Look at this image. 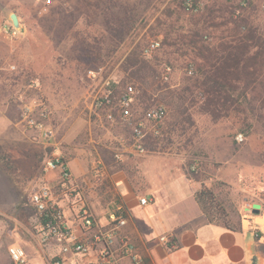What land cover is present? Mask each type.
Returning a JSON list of instances; mask_svg holds the SVG:
<instances>
[{"label":"rangeland","instance_id":"374dc122","mask_svg":"<svg viewBox=\"0 0 264 264\" xmlns=\"http://www.w3.org/2000/svg\"><path fill=\"white\" fill-rule=\"evenodd\" d=\"M191 1L201 6L200 13L183 9L184 0H0V264H14L13 247L24 249L25 264H51L59 250L40 242V214L31 203L45 185L59 194L60 175L46 171L45 162L58 156L68 163L84 151L93 164L100 157L91 139L103 144L129 137L126 127L110 123L106 110L94 103L108 79L133 85L136 79L123 71L125 59L153 40L161 48L144 57L156 78L151 87L134 83V111L162 104L168 116L145 156L161 159L175 178L191 162L193 170L204 165L199 188L201 182L214 186L231 220L242 217L264 241V129L249 113L218 118L203 113L200 60L191 44L197 30L208 43L231 40V12L242 3L237 13L264 34V0ZM12 14L21 29L7 37ZM130 18L133 27L119 41L112 27L119 30ZM166 67L172 69L169 83L160 80ZM26 107L52 135L27 128Z\"/></svg>","mask_w":264,"mask_h":264},{"label":"crops","instance_id":"0c3cea01","mask_svg":"<svg viewBox=\"0 0 264 264\" xmlns=\"http://www.w3.org/2000/svg\"><path fill=\"white\" fill-rule=\"evenodd\" d=\"M91 142L102 160L104 176L92 173L91 157L82 151L79 158L67 163L73 191L67 197L62 192L57 197L68 225L80 239L93 241L96 231L115 227L109 217L122 203L128 209V223L119 233L132 239L145 264H264L262 232L246 225L242 217L235 231L210 223L194 198L198 183L189 181L184 172L176 178L168 176L161 159L122 149L117 141ZM118 150L120 160L114 158ZM142 198H148L150 204L141 206ZM84 204L95 215L91 231L77 218ZM164 235L171 237L168 245L159 241ZM100 245L96 243V250L76 263H96Z\"/></svg>","mask_w":264,"mask_h":264},{"label":"built area","instance_id":"2783aa9c","mask_svg":"<svg viewBox=\"0 0 264 264\" xmlns=\"http://www.w3.org/2000/svg\"><path fill=\"white\" fill-rule=\"evenodd\" d=\"M242 6H246V3H242ZM201 9L199 4L185 3V10L188 13L198 14ZM16 31L14 27L13 30L4 29L7 37L14 36ZM160 48V41H151L144 51L145 57H152ZM194 71V67L190 65L188 73L193 75ZM171 73L170 67L164 68L160 80L163 83H169ZM114 84L115 82L110 79L104 83L95 99L94 108L106 110V118L110 123L115 125L120 123L128 129L129 137L117 140L122 149L145 156L149 153L146 143L161 136L162 125L168 116V109L162 104H155L139 114L134 111L138 94L137 88L129 84L121 96H116ZM42 117H45V114H42ZM24 121L29 130L43 132L45 136L52 135L51 130L47 129L42 119H36L30 107H26L24 110ZM114 158L121 159V150L115 152ZM45 170L58 172L62 180L58 181L57 185L59 194L54 191L53 187L45 185L31 197V203L39 212L40 218H43V222L39 221L38 238L40 242L44 245L56 244L59 248V252L52 259L51 264H77L76 261L79 257L86 256L96 250V243H101L97 250L98 260L96 263L87 264H145L132 239L119 233L120 228L128 223V209L124 204H117L109 217L112 222L117 224L115 227L110 230H98L93 241H84L73 233L67 223L64 210L57 200L61 192L65 197L69 196L75 185L74 181H70L72 173L68 164L64 162L63 158L53 156L45 162ZM91 171L96 177L104 176L105 170L100 158L95 159ZM149 204L148 198L140 199L141 206ZM77 218L81 222L80 225L88 231H91L96 225L95 215L87 204L78 210ZM159 241L168 245L171 242V237L164 235L160 237ZM9 252L14 264L26 263L27 254L23 248L13 247Z\"/></svg>","mask_w":264,"mask_h":264},{"label":"trees","instance_id":"16d2710c","mask_svg":"<svg viewBox=\"0 0 264 264\" xmlns=\"http://www.w3.org/2000/svg\"><path fill=\"white\" fill-rule=\"evenodd\" d=\"M191 0H184L185 3ZM242 9V4L231 12L232 36L226 43L213 44L203 40L202 31H194L191 44L198 50L199 62L196 73L198 74L199 90L204 100L202 111L212 118L221 114H251L258 116L256 122L264 129V34L257 28H252L247 20L237 13ZM134 18L120 24V29L112 27L114 36L119 40L124 39L133 25ZM144 49L135 47L125 59L123 71L136 79L134 83L149 85L154 84L156 70L144 57ZM151 79L154 81L151 82ZM133 83L134 86H136ZM125 81L116 82L114 91L116 96H121L126 86ZM138 96V95H137ZM179 114L176 112V118ZM245 122V121H244ZM251 127V125H249ZM156 140L148 141L146 148ZM64 160V159H63ZM65 163L67 161L64 160ZM192 162L186 165L185 175L190 181H201L199 172L191 169ZM207 167V165H205ZM214 186H207L201 182V187L195 192L194 198L200 210L212 224L223 225L229 230H237L238 224L233 222L225 205L218 199ZM43 222V218H40Z\"/></svg>","mask_w":264,"mask_h":264},{"label":"water","instance_id":"95a60500","mask_svg":"<svg viewBox=\"0 0 264 264\" xmlns=\"http://www.w3.org/2000/svg\"><path fill=\"white\" fill-rule=\"evenodd\" d=\"M11 21L15 29H21L19 17L16 14L11 15Z\"/></svg>","mask_w":264,"mask_h":264}]
</instances>
